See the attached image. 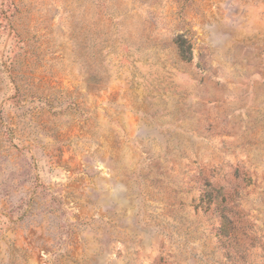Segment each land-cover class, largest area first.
Segmentation results:
<instances>
[{"label": "rangeland", "instance_id": "rangeland-1", "mask_svg": "<svg viewBox=\"0 0 264 264\" xmlns=\"http://www.w3.org/2000/svg\"><path fill=\"white\" fill-rule=\"evenodd\" d=\"M0 264H264V0H0Z\"/></svg>", "mask_w": 264, "mask_h": 264}]
</instances>
